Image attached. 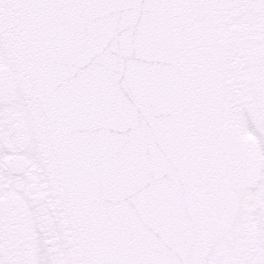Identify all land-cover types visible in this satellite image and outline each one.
I'll use <instances>...</instances> for the list:
<instances>
[{"label": "snow or ice", "instance_id": "obj_1", "mask_svg": "<svg viewBox=\"0 0 264 264\" xmlns=\"http://www.w3.org/2000/svg\"><path fill=\"white\" fill-rule=\"evenodd\" d=\"M0 264H264V0H0Z\"/></svg>", "mask_w": 264, "mask_h": 264}]
</instances>
